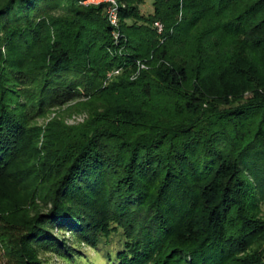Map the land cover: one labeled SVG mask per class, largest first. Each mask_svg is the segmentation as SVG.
I'll use <instances>...</instances> for the list:
<instances>
[{"label": "trees", "instance_id": "obj_1", "mask_svg": "<svg viewBox=\"0 0 264 264\" xmlns=\"http://www.w3.org/2000/svg\"><path fill=\"white\" fill-rule=\"evenodd\" d=\"M79 1L0 0L9 52L36 39L48 12L64 7L66 15L39 71L20 68L17 57L0 63V177L21 155L20 139L32 133L28 112L81 97L100 102L85 123L62 132L53 160L41 163L53 171L48 208L18 221L9 264H45L39 249L72 257L75 244L60 231L93 248L120 231L115 264H264V0H153L146 15L144 0H117V45L104 6ZM155 20L164 24L163 39ZM222 25L248 36L214 65L203 39ZM187 34L197 38L193 63L183 49L180 64L170 63L168 50ZM94 47L98 66L86 57ZM245 50L261 52L262 66L244 61ZM139 61L147 67L138 70ZM110 70L119 72L108 79ZM131 86L146 88L147 97L179 98L181 114L144 116L102 104L109 91L135 101L127 95ZM246 90L252 95L244 98ZM31 146L37 153L24 164L37 176L40 150Z\"/></svg>", "mask_w": 264, "mask_h": 264}, {"label": "rangeland", "instance_id": "obj_2", "mask_svg": "<svg viewBox=\"0 0 264 264\" xmlns=\"http://www.w3.org/2000/svg\"><path fill=\"white\" fill-rule=\"evenodd\" d=\"M152 2L153 0H144L140 4V14L146 15L151 13L153 10ZM79 3L83 6H99L101 4L104 6L105 17L112 27L111 37L114 44L117 45L120 39L123 38V34L119 30V4L117 0H81ZM114 5L117 6L115 13L112 12V7ZM64 10V7H60L44 15L46 23L36 35V39H29L26 43L23 41L18 42L14 47H11L13 48L12 52L7 51L5 48L7 37L4 39V33L0 32V63L3 64V59L6 57H17V62L15 64L18 63L20 68L29 71H39V68H42L47 62V55H49L52 41L56 38V27L63 26L65 21L63 18L66 17ZM167 13L168 11L161 10V18L163 17V19H167L165 17L168 16ZM180 14L181 12L175 17L179 18ZM222 16L225 17V14H222ZM175 17L173 16V19ZM156 22L160 25V29L159 25H155ZM215 27L216 26H213L212 29ZM152 28L157 34H159V38L163 39L161 37V34L164 32L163 22L155 20ZM213 33L214 34L211 38L210 36L207 38L209 42L203 39V47L209 51V59H214L212 62L214 65L220 64V61L223 62V60L219 59L220 57L223 58L228 53L231 56L232 53L238 50V43L234 44L236 40L239 41L238 39H243V36H248L247 34L244 35L243 32H228L223 28V25L221 27L219 26V28ZM253 37L257 38L260 36L254 34ZM196 40L197 38L195 35L187 34L185 37L181 38V41H175L176 43L172 44L170 50H168L169 52L172 51L170 63L173 62L175 65L180 64L182 58H179L178 56L179 53L180 56L184 54L181 52L182 49L185 50V52L189 50L190 56H188V62L193 63L196 52L195 47L192 48V45H196ZM170 43L171 42L168 44L169 46ZM100 54V50L94 47L91 53L86 57L95 62L93 64L94 66H98L97 63L101 60ZM242 55L244 56V61L256 66H262L261 62H263V55L261 52L245 50V53ZM137 65L138 70L147 67L146 64L141 61H139ZM218 66L220 67V65ZM118 72V70L108 71L106 73L107 78H112L113 75H116ZM22 87L23 85L18 83L17 88ZM186 88L189 89L190 85H187ZM145 89L146 88L142 86H131L127 89V95L133 97L136 102L126 101L125 98L127 97L119 94L118 91L106 92L103 95L104 100L102 104L119 103L130 111H139L144 116L147 115V112L149 114L152 112H166L165 114L169 116L181 114L182 110L180 109V105L182 104V101H180L179 98L172 100V96L170 95L168 101L158 95L147 97L144 95ZM218 90L217 92L219 93ZM251 95L252 91L246 90L242 96L246 98ZM213 97L216 98L217 96ZM208 98L210 99V97ZM99 103L100 102H97L92 98L81 97L63 105L44 107L40 112H28L30 117L28 119L29 123L27 129L30 131V127L32 133H28L29 137L26 136L22 141L20 139L19 142L23 149L20 151L21 155L11 164L10 168L7 169L8 172L0 177V264L10 263L7 253L8 251H11L12 239L16 234L20 233V229L17 227L19 224L17 223L30 218L37 212H46L48 208L45 201V193L51 185L53 171L50 170L51 168H48V163H46L47 166L41 163L53 160L57 147L56 140L58 141L62 132L69 126L85 123L90 117L89 112L91 107H97ZM31 140L33 143L29 144V141ZM31 145H36L38 150H40L39 157L36 158L34 163L35 169L38 168V177L27 174L25 167L29 164H24V160L29 158V155L31 156L33 153H37ZM260 209V215L264 214V200L260 202ZM59 235L63 237L62 240L68 245L75 244L77 251H74L72 257H68L66 255L55 253L54 251H44L39 249L37 254L45 264H115V253L123 246V237L120 231L112 232L108 237H100L99 243L95 248L76 243L71 233L67 231H60Z\"/></svg>", "mask_w": 264, "mask_h": 264}, {"label": "built area", "instance_id": "obj_3", "mask_svg": "<svg viewBox=\"0 0 264 264\" xmlns=\"http://www.w3.org/2000/svg\"><path fill=\"white\" fill-rule=\"evenodd\" d=\"M116 7H117L116 5H114V6L112 7V12H113V13L116 12V11H115ZM155 25L158 26V25H159L158 22H156ZM159 29H160V25H159Z\"/></svg>", "mask_w": 264, "mask_h": 264}]
</instances>
